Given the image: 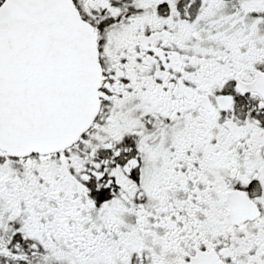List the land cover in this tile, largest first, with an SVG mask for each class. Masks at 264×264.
<instances>
[{
	"label": "snow or ice",
	"instance_id": "1",
	"mask_svg": "<svg viewBox=\"0 0 264 264\" xmlns=\"http://www.w3.org/2000/svg\"><path fill=\"white\" fill-rule=\"evenodd\" d=\"M0 264H264V0H0Z\"/></svg>",
	"mask_w": 264,
	"mask_h": 264
}]
</instances>
